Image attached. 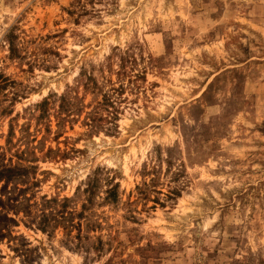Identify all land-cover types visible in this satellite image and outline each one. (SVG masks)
Here are the masks:
<instances>
[{"label":"rangeland","instance_id":"374dc122","mask_svg":"<svg viewBox=\"0 0 264 264\" xmlns=\"http://www.w3.org/2000/svg\"><path fill=\"white\" fill-rule=\"evenodd\" d=\"M0 264H264V0H0Z\"/></svg>","mask_w":264,"mask_h":264}]
</instances>
